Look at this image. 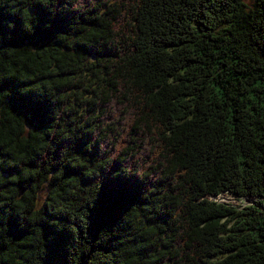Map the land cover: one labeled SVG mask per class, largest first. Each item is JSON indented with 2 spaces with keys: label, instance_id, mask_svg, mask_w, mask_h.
<instances>
[{
  "label": "trees",
  "instance_id": "1",
  "mask_svg": "<svg viewBox=\"0 0 264 264\" xmlns=\"http://www.w3.org/2000/svg\"><path fill=\"white\" fill-rule=\"evenodd\" d=\"M0 264H264V0H0Z\"/></svg>",
  "mask_w": 264,
  "mask_h": 264
},
{
  "label": "rangeland",
  "instance_id": "2",
  "mask_svg": "<svg viewBox=\"0 0 264 264\" xmlns=\"http://www.w3.org/2000/svg\"><path fill=\"white\" fill-rule=\"evenodd\" d=\"M222 201H227V202H233L234 204H246V203H255L256 200L253 197H245L243 199H238L237 198H233V201H231L230 199H227L226 196H220L219 197Z\"/></svg>",
  "mask_w": 264,
  "mask_h": 264
},
{
  "label": "bare ground",
  "instance_id": "3",
  "mask_svg": "<svg viewBox=\"0 0 264 264\" xmlns=\"http://www.w3.org/2000/svg\"><path fill=\"white\" fill-rule=\"evenodd\" d=\"M217 199H218V197H217Z\"/></svg>",
  "mask_w": 264,
  "mask_h": 264
}]
</instances>
